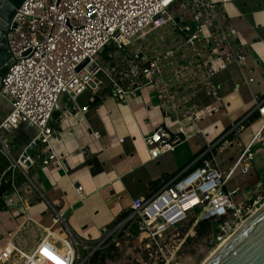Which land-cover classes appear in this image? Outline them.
<instances>
[{
    "label": "built area",
    "instance_id": "built-area-1",
    "mask_svg": "<svg viewBox=\"0 0 264 264\" xmlns=\"http://www.w3.org/2000/svg\"><path fill=\"white\" fill-rule=\"evenodd\" d=\"M227 2L21 0L3 33L9 57L6 70L0 74V97L9 109L0 119V132L18 125L32 127L35 132L17 158L9 155L0 137V146L10 161L8 168L25 174L34 164L33 156L43 165L65 162L67 153H58L50 144V120L52 113L62 108V97L75 105L84 91L102 98L108 90L124 103L135 98L142 86L153 85L163 105V116L171 118L175 130L170 133L161 123L144 137L150 159L171 150L180 135L200 133V120L216 110L201 101L216 93L213 75L229 63L245 65V50L236 41L235 30L225 14ZM259 104L261 124L226 171L203 160L201 166L166 184L153 196L133 198L126 220L135 217L139 230L151 239L188 215L193 218L192 228L198 220L210 218L222 220L225 232L233 231L264 196L261 188L254 196L236 203L232 199L236 189L223 190L236 168L241 167L243 172L250 168V148L260 139L264 127V103ZM242 127L238 122L235 131ZM228 143L223 136L209 150ZM75 190L81 197L82 187L77 185ZM12 203L6 198V206ZM156 204L161 205L160 210ZM60 219L55 212L52 224ZM122 223L104 230L91 243L76 237L67 226L64 237L47 227L27 250L15 245L10 235L0 248V264H88L91 254L106 246L107 238ZM78 247L85 251L83 256Z\"/></svg>",
    "mask_w": 264,
    "mask_h": 264
},
{
    "label": "crops",
    "instance_id": "crops-1",
    "mask_svg": "<svg viewBox=\"0 0 264 264\" xmlns=\"http://www.w3.org/2000/svg\"><path fill=\"white\" fill-rule=\"evenodd\" d=\"M224 9L236 41L245 50V65L229 63L213 75L216 93L201 101L216 110L200 120L201 132L184 137L171 150L150 159L144 137L161 123L170 133L175 130L171 118L163 116V105L152 84L142 86L135 98L124 103L108 90L102 98L84 91L75 105L62 97V108L53 112L50 120V144L58 153H67L65 162L43 165L33 156L34 164L25 174L15 168L5 178L11 179V184L0 195V248L11 235L15 245L27 250L47 227L64 237L67 226L79 239L95 242L124 213L128 214L114 225L124 221L126 228H132L134 219L126 218L133 198L153 196L201 166L203 160L219 171L230 167L261 124L257 108L264 103V0H229ZM91 96L95 98L90 100ZM84 105L88 107L82 110ZM8 109L0 97V119ZM252 111L257 117L246 123ZM238 122L243 127L236 132ZM34 132L32 127L18 125L1 131L0 137L9 155L17 158ZM223 136L229 143L209 150ZM250 150V168L246 172L236 168L223 187L224 192L236 189L232 195L236 203L262 188L264 127ZM9 165L0 146V178ZM77 185L82 187L81 197ZM6 198L13 203L6 206ZM55 212L61 219L52 224Z\"/></svg>",
    "mask_w": 264,
    "mask_h": 264
},
{
    "label": "rangeland",
    "instance_id": "rangeland-1",
    "mask_svg": "<svg viewBox=\"0 0 264 264\" xmlns=\"http://www.w3.org/2000/svg\"><path fill=\"white\" fill-rule=\"evenodd\" d=\"M106 58V51L103 53ZM264 192V191H263ZM264 201V196L260 200ZM132 221H137L131 217ZM193 218L188 215L175 227L167 229L151 239L145 231L137 228H126L120 224L108 237L106 246L100 248L106 250L111 244L103 263L98 264H201L210 255L218 244L230 233L223 230V222L215 219L213 229L208 234L197 237L192 229ZM221 222L219 225L218 223ZM222 225V226H221ZM115 225H111L112 229ZM134 230L136 232L134 233ZM217 230V232H216ZM186 236L189 238L185 239ZM113 238V239H112ZM80 256L85 251L78 247ZM89 264V263H88Z\"/></svg>",
    "mask_w": 264,
    "mask_h": 264
},
{
    "label": "water",
    "instance_id": "water-1",
    "mask_svg": "<svg viewBox=\"0 0 264 264\" xmlns=\"http://www.w3.org/2000/svg\"><path fill=\"white\" fill-rule=\"evenodd\" d=\"M20 1L0 0V74L6 70L9 57L3 33ZM183 138L180 135V140ZM31 151L28 147L27 152ZM11 174V167L2 174L0 195L10 186L11 179L5 178ZM201 264H264V201Z\"/></svg>",
    "mask_w": 264,
    "mask_h": 264
},
{
    "label": "trees",
    "instance_id": "trees-1",
    "mask_svg": "<svg viewBox=\"0 0 264 264\" xmlns=\"http://www.w3.org/2000/svg\"><path fill=\"white\" fill-rule=\"evenodd\" d=\"M257 117V113H255L254 111H252L247 117H246V123L250 122L252 120H254ZM262 190L264 191V175L262 176ZM151 192L148 194L150 195ZM128 213H124L122 216H120L119 219H117L113 225L115 223H117L118 221H120L122 218H124ZM215 220L210 219V218H206V219H202V220H198L194 225H193V230L194 233L197 237H201L204 236L206 234H208L209 230L213 229L214 225L216 224L214 222ZM222 221V220H221ZM221 222L218 223V225ZM133 228H137V221H134L133 223ZM136 232V230H134V233ZM217 232V230H216ZM189 238L188 236H186L185 239ZM106 250H102V249H97L96 251H94L91 256L89 257V264H98L97 261H99L100 263H103V261L105 260L106 254L107 252L110 250L111 248V244H109Z\"/></svg>",
    "mask_w": 264,
    "mask_h": 264
},
{
    "label": "bare ground",
    "instance_id": "bare-ground-1",
    "mask_svg": "<svg viewBox=\"0 0 264 264\" xmlns=\"http://www.w3.org/2000/svg\"><path fill=\"white\" fill-rule=\"evenodd\" d=\"M157 206H158V207H157ZM156 207L158 208L157 210H160L161 205L159 206L158 204H156ZM154 209H156V208H154ZM225 238H226V237H225ZM225 238H224V239H225ZM222 242H223V240L218 244V246H219ZM218 246H217V247H218ZM212 252H213V251H212ZM212 252H211V253H212Z\"/></svg>",
    "mask_w": 264,
    "mask_h": 264
}]
</instances>
